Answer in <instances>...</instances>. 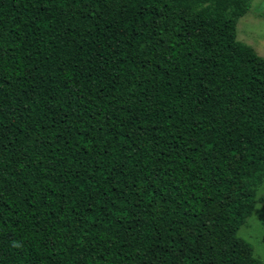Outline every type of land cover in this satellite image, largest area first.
<instances>
[{"label": "trees", "instance_id": "trees-1", "mask_svg": "<svg viewBox=\"0 0 264 264\" xmlns=\"http://www.w3.org/2000/svg\"><path fill=\"white\" fill-rule=\"evenodd\" d=\"M249 2L0 0V264H260Z\"/></svg>", "mask_w": 264, "mask_h": 264}, {"label": "rangeland", "instance_id": "rangeland-1", "mask_svg": "<svg viewBox=\"0 0 264 264\" xmlns=\"http://www.w3.org/2000/svg\"><path fill=\"white\" fill-rule=\"evenodd\" d=\"M234 37L237 42L250 47L258 57L264 59V0H250L248 10L235 22ZM263 193L264 178L256 188V199ZM262 209L261 203H255L249 217L236 232V236L250 246L253 258L260 264H264V228L259 221Z\"/></svg>", "mask_w": 264, "mask_h": 264}]
</instances>
